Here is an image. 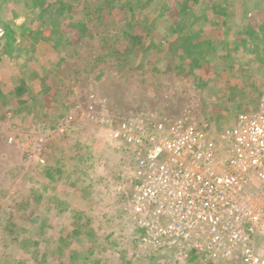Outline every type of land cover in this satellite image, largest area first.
<instances>
[{"label":"rangeland","instance_id":"1","mask_svg":"<svg viewBox=\"0 0 264 264\" xmlns=\"http://www.w3.org/2000/svg\"><path fill=\"white\" fill-rule=\"evenodd\" d=\"M16 1L0 0V17L16 25L34 17L36 31H15L18 56L11 61L0 21V264H236L200 255L179 260L141 246L130 216V148L116 134L123 123H142L153 132L162 124L155 131L159 139L181 122L218 138L238 115L257 110L264 89V30L258 33L260 50H253L256 26L248 24H264V0H227L226 14H213L223 0L198 2L192 17L209 14L205 30L218 44L212 64L192 75L164 53L155 59L120 54L125 38L114 36L112 23L102 18L120 16L107 10L85 15L86 35L69 34L70 43L58 50L46 47L37 32L39 10ZM86 1L96 8L94 0H78L81 16ZM130 1L138 6L144 0ZM164 1L175 6L183 0ZM141 11L146 24L158 12L154 5ZM48 19L43 35L53 37ZM119 28L125 29L122 21ZM158 32L159 38L166 34L163 26ZM35 71L40 76L33 77ZM21 78L32 92L16 91ZM47 85L51 90L42 92Z\"/></svg>","mask_w":264,"mask_h":264},{"label":"built area","instance_id":"2","mask_svg":"<svg viewBox=\"0 0 264 264\" xmlns=\"http://www.w3.org/2000/svg\"><path fill=\"white\" fill-rule=\"evenodd\" d=\"M160 127L129 122L116 134L133 159L130 216L141 246L179 260L264 264V89L258 109L218 138L177 122L156 139Z\"/></svg>","mask_w":264,"mask_h":264},{"label":"trees","instance_id":"3","mask_svg":"<svg viewBox=\"0 0 264 264\" xmlns=\"http://www.w3.org/2000/svg\"><path fill=\"white\" fill-rule=\"evenodd\" d=\"M96 1V8H93L89 1H86L85 10L83 15H80L78 11V0H17V3H21L23 8L29 6L32 3V12L39 10V18H43L41 23V28H36L39 34H42V41L47 44L46 47H51L52 49L58 50L60 45H67L70 43L69 34L77 35L78 39L87 34L88 22L86 21L85 15H91L93 13L108 11L107 13L113 16H120L119 19L114 18H104L105 23L110 25L112 23L114 36L120 38H125L124 53H120L124 56H129L131 52L138 55H149L151 57L159 58L162 53L166 56V59H170L172 63L178 60V67L187 68V74H194L196 69H201L203 66H210L214 59L211 57V53L215 50L218 42L214 38L213 34H209L205 30V22L208 23L211 19L209 14H201L197 17H192V12H194L198 6L200 0H183L175 6L170 5V1L164 0H144L138 6L134 5L130 0H94ZM99 1V2H97ZM207 5V2H203ZM226 3L227 0H223L221 3L214 6V13L226 14ZM26 5V6H24ZM145 5H154L157 8L154 12L155 16L149 17L148 24L144 23L141 19V10ZM36 12V11H35ZM85 13V14H84ZM101 14V13H100ZM20 14H15V17ZM53 16V17H52ZM228 16V15H227ZM227 16L222 21L223 26H228L229 22ZM52 17V18H51ZM106 17V16H105ZM179 17L178 22L170 23L169 18ZM31 18V17H30ZM52 19V24L48 28L51 31L53 37H45L43 35L46 30V19ZM48 19V21H50ZM1 24L4 28L5 43L2 46L5 54L9 56V60H13L18 55L16 54L17 46L14 37L15 31L17 29L23 30V32H28V35L35 34V28L33 27L32 21L23 22L20 25L15 23L7 22L0 17ZM123 22L124 30L119 32L120 22ZM258 22V21H257ZM251 25L248 24V28L256 26L252 29L251 42L249 45L252 46L253 50H260V46L257 43L260 39L258 33L264 30V24L260 21ZM32 23V25H31ZM45 25V28L43 26ZM160 26L165 29V36L159 38ZM120 33L122 35H120ZM53 40V41H51ZM165 40V41H163ZM226 45L228 56L232 55L231 49L227 42H223ZM163 45V46H162ZM1 46V42H0ZM130 52V53H128ZM126 53V55H125ZM149 53V54H147ZM121 55V58H122ZM127 59V58H126ZM151 59V58H150ZM33 77L40 76V73L33 72ZM41 82H46V77L41 76ZM22 83L16 86V91L23 95L25 92H32V89L27 87V80L21 78ZM237 84L231 86V91L234 90ZM261 85V84H260ZM259 85V86H260ZM42 92H48L51 90L50 86H42ZM234 93V91H233ZM238 93V92H236ZM260 96V89L257 92ZM258 96V97H259ZM255 99L257 96H253ZM260 98V97H259ZM17 214V211L16 213ZM13 215V214H12ZM78 232V230H76ZM199 255V254H196ZM195 258V256L193 257Z\"/></svg>","mask_w":264,"mask_h":264}]
</instances>
